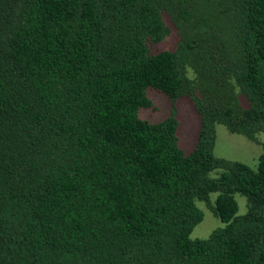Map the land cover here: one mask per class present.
Instances as JSON below:
<instances>
[{
  "label": "trees",
  "instance_id": "obj_1",
  "mask_svg": "<svg viewBox=\"0 0 264 264\" xmlns=\"http://www.w3.org/2000/svg\"><path fill=\"white\" fill-rule=\"evenodd\" d=\"M217 125L264 135V0H0V264H264V141L216 156Z\"/></svg>",
  "mask_w": 264,
  "mask_h": 264
},
{
  "label": "rangeland",
  "instance_id": "obj_2",
  "mask_svg": "<svg viewBox=\"0 0 264 264\" xmlns=\"http://www.w3.org/2000/svg\"><path fill=\"white\" fill-rule=\"evenodd\" d=\"M174 31L163 41L157 44H151V50L171 49L176 42ZM146 95L152 102L149 108H139L138 116L149 122H158L170 114L172 108L171 100L162 92L155 89H147ZM176 117L178 120L177 137L178 145L185 152H190L195 146L199 128V118L193 104L185 98H178L174 101ZM259 142L248 140L242 135L230 133L223 125L216 126V140L214 153L216 156L231 160H238L246 163L250 167H255L257 158L262 151L264 135H259ZM215 194H211L212 202ZM238 203V214L245 211V198L238 194L235 195ZM197 206L203 211L202 220L193 228L190 237L203 238L209 233L221 226L223 223L215 216L203 202H197Z\"/></svg>",
  "mask_w": 264,
  "mask_h": 264
}]
</instances>
